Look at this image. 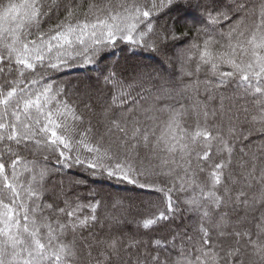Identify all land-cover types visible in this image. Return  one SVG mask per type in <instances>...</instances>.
Returning a JSON list of instances; mask_svg holds the SVG:
<instances>
[{
	"label": "snow or ice",
	"instance_id": "6c2138e0",
	"mask_svg": "<svg viewBox=\"0 0 264 264\" xmlns=\"http://www.w3.org/2000/svg\"><path fill=\"white\" fill-rule=\"evenodd\" d=\"M0 264H264V0H0Z\"/></svg>",
	"mask_w": 264,
	"mask_h": 264
},
{
	"label": "trees",
	"instance_id": "16d2710c",
	"mask_svg": "<svg viewBox=\"0 0 264 264\" xmlns=\"http://www.w3.org/2000/svg\"><path fill=\"white\" fill-rule=\"evenodd\" d=\"M51 23H55V17H53V19L51 21H49V24H51ZM47 26H48L47 24L44 25V27H47ZM121 62H123V58H121ZM85 71H91V66H89L87 69H76V68H74V69L67 70L65 74H70V73H74V74H71L72 76H65L63 74V75L59 76L58 79L69 80L71 82V84H74V82L76 83L77 82V79H78V78H75V77H81L82 75H84V72ZM226 95H233V92L231 90H229L226 93ZM236 103L237 104H243L244 101L239 100V101H236ZM68 173H71L72 175L71 174L70 175L67 174L64 177L66 184H67V180L70 177H75L77 175L76 170H71ZM99 185L98 184L97 185L95 184L94 187H96L98 189L99 188H102L103 189V191L101 192L100 195L102 197H104V198H107L108 193H114L116 191L115 188L111 187L108 184H103V185H100V186ZM91 187H93V185H91ZM125 189H127V190H125ZM120 190H121V194L122 195L131 196L133 198L139 196V194H138L139 191L138 190H133L132 189V186H121ZM77 191H80L82 193H86L88 191V189L87 188H80V189H77ZM97 198H100V197H97Z\"/></svg>",
	"mask_w": 264,
	"mask_h": 264
},
{
	"label": "rangeland",
	"instance_id": "374dc122",
	"mask_svg": "<svg viewBox=\"0 0 264 264\" xmlns=\"http://www.w3.org/2000/svg\"><path fill=\"white\" fill-rule=\"evenodd\" d=\"M77 73V72H76ZM75 73V74H76ZM71 74H74V73H70V74H64L65 76H72ZM83 76V75H82ZM75 78H79V77H75ZM74 84H76L75 82H74ZM68 175H70L71 173H67ZM72 175V174H71ZM97 185V184H96ZM99 185V184H98ZM95 186V184L93 185V187ZM100 186V185H99ZM138 194L139 195H141V193L140 192H138Z\"/></svg>",
	"mask_w": 264,
	"mask_h": 264
}]
</instances>
